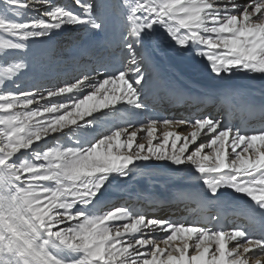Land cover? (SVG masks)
<instances>
[{
  "label": "snow or ice",
  "instance_id": "6c2138e0",
  "mask_svg": "<svg viewBox=\"0 0 264 264\" xmlns=\"http://www.w3.org/2000/svg\"><path fill=\"white\" fill-rule=\"evenodd\" d=\"M5 2L17 5L21 0ZM33 2L46 5L50 0ZM76 4L87 15L53 7L44 13L46 19L15 23L0 18V30L12 37L0 36V49L23 48L17 40L66 23L100 26L91 16V5L82 0ZM121 7L127 11L129 50L122 70L102 80L82 76L45 90L46 94L0 92V264H264V236L247 235L240 226L226 231L171 223L133 214L124 206L99 215L73 211L77 204L91 202L108 173L126 175L135 161L152 158L190 163L204 174L213 194L231 187L264 207V128L241 132L198 113L185 120L150 119L140 128L120 127L87 147L59 143L40 151L33 147L99 110L118 103L143 106L134 86L146 72L141 36L155 24L163 26L178 47L191 46L205 57L217 75L233 69L264 73V0H123ZM23 67L16 63L4 70L0 85ZM83 88L89 93L69 97L71 104L52 102V97ZM161 122L166 128L183 125L192 131L190 135L165 131L158 139L155 133ZM138 132L147 133V145L136 143ZM29 149L30 159L17 155ZM121 220L126 222L110 226ZM153 232L166 233L164 247ZM61 247L67 258L51 250Z\"/></svg>",
  "mask_w": 264,
  "mask_h": 264
},
{
  "label": "bare ground",
  "instance_id": "6f19581e",
  "mask_svg": "<svg viewBox=\"0 0 264 264\" xmlns=\"http://www.w3.org/2000/svg\"><path fill=\"white\" fill-rule=\"evenodd\" d=\"M82 4L91 5V16L99 27H93L91 23H66L59 28L47 30L43 35L17 40V43L24 45L23 48H8L10 53L18 58L15 63H12V60L7 62L9 66L13 67L16 63L24 65L12 75L14 81H20L14 92L46 94L45 90L74 83L82 76L102 80L122 70L129 58V50L125 47L128 22L127 11L121 7L123 0H82ZM2 7L7 13L0 18L15 23L46 19L44 13L53 7H61L77 15H87L84 7L76 4V0H50L46 5L35 4L33 0H21L20 4L10 5L5 0H0V8ZM9 13H12L13 17L8 16ZM145 33L147 35L142 34L141 43L146 57L142 64L146 72L141 83L134 85L140 93L139 102L143 106L118 103L99 110L85 118V121L67 126L42 139L38 142L39 147L33 146L37 151L56 142L65 147H87L117 128L129 125L140 128L141 123L147 124L150 119L158 117L156 109L159 106H164L162 114L166 117L181 115L178 109L188 113L199 110L201 105L191 106L188 101L178 109L173 106L184 89L218 93L226 86H231L234 89L264 92V73L233 69L231 72L217 75L209 67L207 59L198 55L191 46L178 47L163 26L155 24L151 29H146ZM0 34L12 39L2 30ZM158 68H165L167 75L159 76ZM0 91L4 92L2 89ZM88 93L89 89L83 88L67 96L51 99L54 103L71 104L69 97L83 98ZM166 99L171 101L165 104L163 100ZM59 114L63 115V110ZM44 118H47V114H44ZM172 120L185 118L176 117ZM165 131L190 135L192 129L183 125L166 128L163 123H158L156 137L162 139ZM121 139L126 137L122 136ZM147 139L146 132H138L136 143L147 145ZM156 142L154 139L153 143ZM31 154L29 149L17 155L30 158ZM125 171L126 175L118 171L108 173L103 186L91 202L87 205L79 204L73 211L99 215L114 210L113 207L124 206L133 214L140 213L171 223H195L214 229L215 219L209 222L205 219L207 213L212 212H199L194 204L196 199H202L211 209L213 206L209 199L218 195L232 203L252 199L227 186L221 187L213 194L202 179L204 174L199 173L190 163L176 165L168 160L152 158L135 161ZM162 202L166 204L160 206ZM125 222L121 220L109 223L110 226H116ZM225 230L231 231L232 228L227 224ZM152 235L158 239L161 247H164L163 236L166 233L153 232ZM51 250L54 254L67 258V250L62 247Z\"/></svg>",
  "mask_w": 264,
  "mask_h": 264
},
{
  "label": "rangeland",
  "instance_id": "374dc122",
  "mask_svg": "<svg viewBox=\"0 0 264 264\" xmlns=\"http://www.w3.org/2000/svg\"><path fill=\"white\" fill-rule=\"evenodd\" d=\"M6 10L4 9V7H2V9L0 8V17L3 15H5L7 13V11L5 12ZM13 17L12 13H9L8 16ZM73 34H71L72 36ZM0 36H3V38L5 39H8L7 36H4V35H1ZM70 38V37H68ZM12 60V63H15L18 61V58L16 55L10 53V51L7 49H0V75H3V71L6 70V69H9V68H12L11 65L9 66V61ZM20 83L19 80H13V76L8 79V78H5L4 79V82L2 85H0V90L2 89V91L6 92V91H11V92H14V90L16 89V87L18 86V84ZM2 87V88H1ZM1 92V91H0ZM59 142H56V143H51L50 145H48L47 147H51V146H54L55 144H57ZM60 144V143H59ZM46 150V149H45ZM31 158V157H30ZM29 158V159H30ZM81 205V204H80ZM79 204H77L76 206H80ZM75 206V207H76ZM74 207V208H75Z\"/></svg>",
  "mask_w": 264,
  "mask_h": 264
},
{
  "label": "clouds",
  "instance_id": "9594fccd",
  "mask_svg": "<svg viewBox=\"0 0 264 264\" xmlns=\"http://www.w3.org/2000/svg\"><path fill=\"white\" fill-rule=\"evenodd\" d=\"M37 3H44L46 0H36Z\"/></svg>",
  "mask_w": 264,
  "mask_h": 264
}]
</instances>
